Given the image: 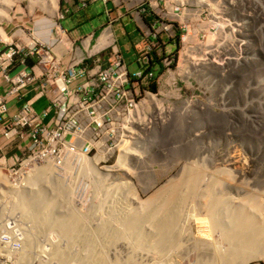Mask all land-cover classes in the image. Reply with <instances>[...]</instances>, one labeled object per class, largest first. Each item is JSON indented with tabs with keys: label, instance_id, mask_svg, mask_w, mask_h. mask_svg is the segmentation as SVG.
Instances as JSON below:
<instances>
[{
	"label": "rangeland",
	"instance_id": "obj_1",
	"mask_svg": "<svg viewBox=\"0 0 264 264\" xmlns=\"http://www.w3.org/2000/svg\"><path fill=\"white\" fill-rule=\"evenodd\" d=\"M53 1L0 0V40L23 45L43 42L50 48L61 49L64 53L61 66L68 64L72 52L66 49L73 44L60 32L56 12L49 10ZM142 1L155 20L173 25L167 33L162 31L159 35L165 49L167 40L175 44L174 49L167 48L164 53L170 57L169 68L158 75L159 87L152 92L155 97L135 96L139 107L132 117L138 118V129L127 126L126 137L119 140L107 167L96 168V161H91V167L85 171L78 170V165L77 169L64 171L45 166L49 174L50 167L53 168V177L59 175L63 186L51 176L52 180L69 193V196L62 194L63 206L51 212L50 218L57 223V216L65 214L67 206L73 208L83 218L85 237L89 233L97 237L99 222L106 220L110 212L120 214V207L125 206L121 211L127 212L122 214L131 209L136 216L142 215L158 203L165 206L175 193L187 188L191 193L186 195V210L183 209L200 231L195 240V237L180 239L175 244L180 248L172 246L174 254L171 251L163 257L157 256L138 239L146 237L151 227L142 221H139L141 226L131 221V234L124 230V235L111 236L113 241L103 246L107 256L104 264H203L211 256V248L224 243L222 236L226 231L222 230L227 224L226 215L241 221L243 212L250 215L244 221L250 223L249 218L254 219L251 226L259 229L262 236L257 240L259 253L245 263L242 259L236 263L263 264L264 0ZM150 3L156 4L157 9H152ZM177 6L179 11L175 10ZM145 31H141L143 36ZM2 32H7L9 42ZM106 35L107 44L120 41L121 46L125 45L124 38L112 36L111 39ZM125 61L130 74L139 70L130 56ZM24 161L21 156L18 162L0 160V223L4 224L7 218L18 220V224L23 223L25 239L34 235L35 243L24 252L28 261L19 259V255L16 259L12 253L8 254L10 249L3 246V250L0 245V264H17L15 260L37 264L36 259L42 260L39 264H78L76 258L87 251L84 242L76 238L71 241L57 229H44L31 216L23 215L22 203L28 202L31 192L43 187L36 181V169L42 166L23 164ZM215 179L219 187L213 191L206 184H212ZM97 182L102 186L96 185ZM109 224L111 233L123 231L117 220L112 219ZM1 225L0 231L4 228ZM55 246L67 251L70 258L64 261L53 258ZM4 252L8 256H3ZM168 255H174L175 259Z\"/></svg>",
	"mask_w": 264,
	"mask_h": 264
},
{
	"label": "built area",
	"instance_id": "obj_2",
	"mask_svg": "<svg viewBox=\"0 0 264 264\" xmlns=\"http://www.w3.org/2000/svg\"><path fill=\"white\" fill-rule=\"evenodd\" d=\"M150 7L158 6L150 3ZM175 10L179 11V7ZM141 12L146 14L147 10L142 8ZM155 24L157 28L149 32L153 40L147 41L136 56L139 70L134 74L129 73L118 42L105 44V35L101 37L104 46L100 51L66 49L72 52V58L63 66L64 53L57 47L36 42L24 49L0 41V79L7 85L6 92L0 94V136L7 143L27 142L21 156L23 164L50 165L64 171L80 167V160L86 157L96 161V168L107 167L119 140L126 137L127 126L138 129V118L132 117L139 107L135 96H156L152 94L153 86L159 87V83L158 76L150 70L151 54L158 45L155 39L173 25L162 20H155ZM109 36L112 39L111 33ZM157 55L162 70L168 69L170 57L160 52ZM31 60L34 65L28 67ZM27 95L30 97L25 99ZM10 98L18 100L20 106L8 116ZM40 98L48 100L41 114L34 108ZM50 114L51 125L47 126L44 119ZM2 226L0 245L18 255L23 237L13 231L9 218ZM254 263L257 262L250 264Z\"/></svg>",
	"mask_w": 264,
	"mask_h": 264
},
{
	"label": "bare ground",
	"instance_id": "obj_3",
	"mask_svg": "<svg viewBox=\"0 0 264 264\" xmlns=\"http://www.w3.org/2000/svg\"><path fill=\"white\" fill-rule=\"evenodd\" d=\"M118 159H120V158H118ZM80 161H81L80 162L81 166L78 167V170H83V171H85L87 169L89 170V168L91 167L90 162L92 160H90L89 158L83 157ZM119 161H121V160H119ZM122 161H123V159H122ZM68 168H72V167H67L65 169H68ZM52 169L53 168L50 167V174L51 175L49 174V172H47V167L45 168V166L44 167L42 166V167H39L36 169L37 170L36 171L37 172L36 181H38L39 184L43 185V187L42 186H41L42 188L38 187V189L34 193L31 192L29 194V196L27 195L29 197L28 202L22 203V207L20 209L24 213L23 215L31 216L33 222L38 223L44 229H45V227L57 229L63 236L68 237L71 241L79 239V240H81V242H84L85 246L88 249H86V247H84V245H83V247L85 248V249L84 248L83 249L87 250V251H86V253L83 252L81 254L82 256L80 258L79 257L76 258L78 264H104L105 260H107V259H105V257H107V256H105L106 253L103 251L104 250L103 246L104 245L107 246L108 243H111L113 241V239H111V236H114L116 234L117 235H122V234L124 235V230L126 231V233L132 232V230H131L132 228L130 225L131 221L138 222V224H139V221H142L141 223H147L148 226L151 227V230L149 229L150 231H148V234H146V237H144L143 233H142L143 236L138 237V239H141V242L137 240L136 244L138 242H140V243L143 242L146 250H151V251L153 250V251H155L156 254H158L157 256H161V257L171 253L172 246L175 244H178L180 239L192 240L200 232L197 228L198 226H196V222L191 218L190 215H187L184 211V209H185V197L187 194L191 193L190 191L187 192L186 190H189V189L186 188V189H181V191H178L177 193H175L173 200L172 201L170 200L165 206H161L160 203H158V206H156L152 210H149V212L144 213L142 215L136 216V214H134L131 211V209H130L129 213L122 214L123 212H127V211H123V210L121 211V208L123 207L122 206L119 209L120 214H117V215L113 214V212H115V211H112L109 213L110 214L108 216L109 220H107L108 219L107 218L106 219L107 221L105 219L104 220L102 219L101 222H99L100 225L97 228V237L91 236L90 233H89V237H85V235H87V234L84 231L85 224L83 223V218L79 215L78 212L75 213L73 208L71 209L70 207L65 206L66 212L63 215L59 214V216H57V218H58L57 219L58 221H56L57 223L52 221L50 218V215L52 216L51 212H54L56 208L58 209L59 207L63 206L64 198H63L62 194L68 193V192H65L64 188L61 187V185L63 186V184L59 180L60 176L58 175L57 177H53L54 173L52 175ZM95 173L97 176L100 175L96 171H95ZM51 176H52V178H54L55 180L60 182L61 185L59 186L56 181H53ZM193 178L196 180L197 176H193ZM190 179H188L187 181H190ZM184 180L185 181L183 183L186 182V179H184ZM30 182H32V181H30ZM183 183H181L180 185H183ZM194 183H196V182H193V184ZM204 183H203V185H204ZM217 183H218V180L215 179V181H213L212 184L211 183L206 184V186L210 187V189L214 191L215 187H217V186L219 187V185H217ZM98 184H99V182L96 183V185H98ZM201 184H202V181H201ZM101 186L102 185H100V187ZM103 189H100V190H103ZM67 190H69V189H67ZM192 190H194V189H191V191ZM66 195L69 196V193ZM114 195L117 196V194H114ZM116 196H115V199H117ZM119 197H120V195H119ZM66 198L68 199L69 197H66ZM70 200H69V205H71ZM120 200H121V198H120ZM212 200L213 199H211V201ZM214 200H215V198H214ZM102 201H104V200H102ZM119 203L121 204V202H119ZM66 204H68V203H66ZM18 206H19V203L17 204V207ZM95 206L93 208H95ZM124 207H123V209H124ZM2 208H3V206H2ZM97 209L98 208L96 207L95 210H97ZM209 210H210V208H209ZM91 211H93V210H91ZM1 212H3V211H1ZM243 213H241V215H242L240 217L241 221H239L238 219H233L231 216L226 215L227 224H225V226H226V227H224L225 230H222V231H226V234L222 236V240L224 241V243L222 245H219V246H217L219 243L218 244L216 243L217 245L214 246L213 248H211V250H210L211 256L209 258H205L203 260V264H237L236 263L237 260L239 261L240 259H242L244 261L243 263H245L248 260V258L251 259L252 257L256 256L259 253L256 246L258 244L257 240L260 241V238H261L260 236H262V234H261L262 232L259 229H256L254 226L253 227L251 226L254 222V219L249 218L250 223L249 222L247 223L246 221L248 220V217L250 215H248V216L243 215ZM217 214H218V212H214V215H217ZM56 215H58V214H56ZM246 218H247V220H246ZM55 219H56V217H55ZM112 219H115L118 221L119 227L121 229H123V231L120 230L118 232L111 233V229H110L111 227H109V226H111V224H109V222H112ZM244 220H246V221H244ZM225 221H224V223H225ZM9 222H10V225H12L14 227L13 231L16 234L19 233L18 231H20V230H22V232H23V233L20 232L21 236L24 237V239L22 241V250L18 254L19 255L18 258L19 259L22 258L25 261H28L24 258V257H26V253H24V252L26 250L28 252V250H31V248H33V245L35 243L34 235L32 237H28L25 239L24 230L21 228L23 223L18 224L19 223L18 220H15L14 218L9 219ZM244 222H246V224ZM139 225H138V227L140 228L141 225L140 226ZM223 225H222V227H223ZM1 227H2V225H1ZM133 229L135 230V228H133ZM13 231L9 232V234L12 235ZM220 231H221V229H220ZM100 237L103 239H101ZM195 239H196V237L194 238V240ZM194 243H196V242H194ZM137 246H139V245L137 244ZM177 246H179V245H175L174 247H177ZM1 248H3V246ZM177 248H180V246ZM3 250H4V248H3ZM7 250L5 249V252ZM5 252H4V254H5ZM0 253H1V250H0ZM52 253H53V258H58L62 261L68 260L70 258V254L67 251H63L62 249H58V248H56V246H55V248L53 247ZM8 254L10 255V253H8ZM8 254H5L3 256H8ZM24 254H25V256L20 257L21 255H24ZM171 254H174L173 251ZM168 256H170L172 258L174 255L173 256L168 255ZM7 258H9V257H7ZM15 258L17 259V255ZM74 258L75 257H73V259ZM171 258H169V259H171ZM2 259H4V258H2ZM173 259H175V257H173ZM36 260H39V261H37L38 262L37 264H39V262L42 261L40 259H36ZM159 260L161 261V259H159ZM165 260H166V257H165ZM171 261H172V259H171ZM14 262H16L17 264H19V263L27 264L25 262H21L18 260L17 261L15 260ZM257 264H259V263H257Z\"/></svg>",
	"mask_w": 264,
	"mask_h": 264
},
{
	"label": "crops",
	"instance_id": "obj_4",
	"mask_svg": "<svg viewBox=\"0 0 264 264\" xmlns=\"http://www.w3.org/2000/svg\"><path fill=\"white\" fill-rule=\"evenodd\" d=\"M52 3L49 10L50 12H56L60 32L73 44V48L78 47L85 51H89V49L95 52L100 51L104 46L101 37L105 35L103 38L105 41L106 34L111 33L114 37L124 38L125 45L121 46L120 41L118 43L125 60L127 55L134 61L136 60L137 54L143 49L145 43L152 39L151 36H148L150 30L155 25L157 26L148 5L146 2L144 4L142 0H115V2L113 0H54ZM142 8L147 10L146 14L141 12ZM135 10H138V12L135 13ZM60 14L62 17H60ZM149 28L151 29L149 30ZM142 30H146L144 36L141 34ZM2 33L9 42L10 38L7 36V32ZM157 39L159 44L153 49L156 54L158 52L166 53L167 48H175V44L169 42L173 40H167L168 43L165 49L160 36ZM104 43L107 44L106 41ZM15 45L24 49L29 47V45L19 43ZM27 63L28 67L33 66L34 60ZM6 88L7 85L0 79V94H4ZM29 97L30 95H27L25 99ZM47 105L48 100L40 98L35 102L34 108L36 112L41 114ZM19 106L18 100L10 98L8 116L13 115ZM51 116L52 114L48 115L46 120L44 119V124L47 126L51 125ZM26 143H7L0 136V160L7 159L8 163L10 161L15 162V159H19L23 155Z\"/></svg>",
	"mask_w": 264,
	"mask_h": 264
},
{
	"label": "trees",
	"instance_id": "obj_5",
	"mask_svg": "<svg viewBox=\"0 0 264 264\" xmlns=\"http://www.w3.org/2000/svg\"><path fill=\"white\" fill-rule=\"evenodd\" d=\"M176 37H178V35ZM155 40L157 43L159 42L157 38ZM176 40H177V38H176ZM150 67H151L150 70L153 71L155 76L156 75L158 76L159 74H161L162 68H161L160 58L158 57V55L154 51L151 54Z\"/></svg>",
	"mask_w": 264,
	"mask_h": 264
},
{
	"label": "water",
	"instance_id": "obj_6",
	"mask_svg": "<svg viewBox=\"0 0 264 264\" xmlns=\"http://www.w3.org/2000/svg\"><path fill=\"white\" fill-rule=\"evenodd\" d=\"M153 89H155V87L153 86Z\"/></svg>",
	"mask_w": 264,
	"mask_h": 264
}]
</instances>
